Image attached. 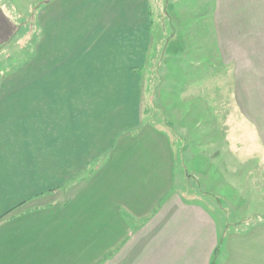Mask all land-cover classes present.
I'll return each mask as SVG.
<instances>
[{
    "label": "rangeland",
    "instance_id": "rangeland-1",
    "mask_svg": "<svg viewBox=\"0 0 264 264\" xmlns=\"http://www.w3.org/2000/svg\"><path fill=\"white\" fill-rule=\"evenodd\" d=\"M0 3L17 25L0 49V119L13 123L0 148L24 154L15 163L25 182L41 194L75 186L88 161L74 157L108 153L105 140L132 127L157 128L177 153L179 193L220 232L264 218V0H134L128 17L89 18L86 34L53 31L51 0ZM186 259L172 263L196 264Z\"/></svg>",
    "mask_w": 264,
    "mask_h": 264
},
{
    "label": "crops",
    "instance_id": "crops-1",
    "mask_svg": "<svg viewBox=\"0 0 264 264\" xmlns=\"http://www.w3.org/2000/svg\"><path fill=\"white\" fill-rule=\"evenodd\" d=\"M102 3L51 0L53 31L58 25L64 33L75 27V33L86 34L95 23L89 18L106 15L114 21L136 10L134 0H118L115 10L113 3L107 8ZM72 16L79 17L73 25ZM16 32L0 3V49ZM9 125L13 123L0 119L3 146L9 145L11 132L2 129ZM15 127L25 126L20 122ZM132 128L128 136L105 140L108 153L74 157L88 161L74 177L80 181L71 187V181H64L46 194L39 193L38 184L25 182L26 173L16 168L24 154L9 155L6 147L0 148V264H63L66 255L71 264H138L146 256L149 264H165L164 257L169 264L179 257L196 264H264V218L250 220L242 231L226 226L220 232L208 212L185 201L176 188L177 153L171 138L161 129ZM49 194L51 202H40Z\"/></svg>",
    "mask_w": 264,
    "mask_h": 264
},
{
    "label": "trees",
    "instance_id": "trees-1",
    "mask_svg": "<svg viewBox=\"0 0 264 264\" xmlns=\"http://www.w3.org/2000/svg\"><path fill=\"white\" fill-rule=\"evenodd\" d=\"M143 71V68L141 67V68H139V72L138 73H141Z\"/></svg>",
    "mask_w": 264,
    "mask_h": 264
}]
</instances>
